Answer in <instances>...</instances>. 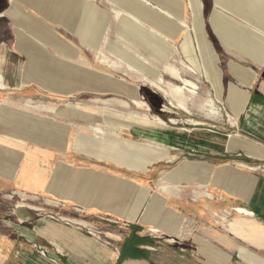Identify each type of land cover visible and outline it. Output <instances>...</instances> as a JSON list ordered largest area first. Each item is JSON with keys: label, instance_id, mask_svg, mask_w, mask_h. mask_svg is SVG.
Listing matches in <instances>:
<instances>
[{"label": "crops", "instance_id": "obj_1", "mask_svg": "<svg viewBox=\"0 0 264 264\" xmlns=\"http://www.w3.org/2000/svg\"><path fill=\"white\" fill-rule=\"evenodd\" d=\"M10 1L11 9L1 13L0 18L8 17L19 29L15 32L17 53L0 46V70L6 84L0 89V264H264V177L243 176L231 165H203L197 174L201 182L193 183L198 190L200 185L202 189L211 186L215 196L180 202L167 195H150L144 186L114 177L111 168L84 166L91 159L70 149L72 129L61 119L34 113V105L38 104L31 103L29 87L36 82L27 81L34 74L41 77L40 69L49 67L51 61L78 63L81 49ZM28 4L59 24L74 21L75 6L80 11L84 8L82 0H28ZM33 37L64 58L67 53H62L59 44L66 45L73 50V57L60 59ZM233 68L235 71L237 66ZM47 71L50 75L51 70ZM255 77L254 73L250 80L242 75L239 78L243 85H250ZM231 89L247 134L264 142L263 95L237 91L234 85ZM196 134L186 135V145L175 138L180 143L176 145L208 152L200 150L198 146L204 140H200L201 133ZM140 190L144 196L137 198ZM36 198L46 200L47 206L50 201L56 202L54 206H59L57 211L61 213L66 207H80L84 212L100 210L126 222L128 225L123 226L127 229L101 223L106 238L116 244L99 242L87 221L60 215L57 219L40 218L35 211L43 210L30 204ZM227 207H233V211L243 208L252 215L237 217L227 231L218 229L211 234V215ZM218 218L224 220L225 216ZM187 221L192 228L186 225L182 231ZM151 228L159 232L153 233Z\"/></svg>", "mask_w": 264, "mask_h": 264}, {"label": "rangeland", "instance_id": "obj_2", "mask_svg": "<svg viewBox=\"0 0 264 264\" xmlns=\"http://www.w3.org/2000/svg\"><path fill=\"white\" fill-rule=\"evenodd\" d=\"M13 1L41 24L81 49V57L86 59L82 63L51 61L52 65L48 63L49 67L44 66L40 69L41 77L35 80L49 85L50 92L43 90H48L47 88L41 89L38 83H33L29 87V90L32 91L30 95L31 103L38 104L34 105L35 110L33 109V111L35 114L48 119H61L72 129L73 142L70 148L72 151L73 148L75 149L74 146L78 136L95 140L93 147H86L85 150L78 151L82 157L91 159L90 162L83 163L84 166H92L96 169L111 168L114 177H122L130 183L144 186L150 195L156 197L157 194L162 197L166 196V193L156 189V183L159 179L183 167L186 163L187 165H195L189 172L194 176H199L197 174L203 165L204 167L231 165L236 169V172L242 173L243 176L248 174L252 177H264V158L257 159L247 155L249 144L264 149V142L247 134L246 127L242 125L243 118H239V115H237L236 122L228 116L229 112L232 115L234 114L232 85L237 87V91L244 90L250 92L249 94L261 93L264 97L262 91L264 87V65H261L260 62L262 59L251 58L225 46L220 41L211 21L213 11L217 9L218 16L221 19L226 17L251 30L255 29L252 27L251 21L253 19L251 15L235 4V0H200L202 3L200 15L202 35L209 43L214 55L217 56V68L222 75L223 96L220 102L215 100V92L208 81L204 78L198 79L185 70V67L190 64L180 52L183 42V29L179 28L176 19H178V16L183 17L186 25L191 30L192 36L196 39V34H194L195 18L192 15L189 0H119L118 2L116 0H82L84 8H81L80 11L78 6H75L76 16L74 21H68L65 24L54 23L53 20L37 13L36 9H32L31 5L28 4V0ZM216 1H218V4H216ZM149 2L150 4H147ZM23 3L28 4L30 7ZM246 3L248 4L245 0L242 5L246 6ZM128 4H130V7L127 6ZM12 5L10 0H0V14L11 9ZM131 5L136 7L134 10L139 9L140 12L138 11V13L151 14V18L154 16L156 19L159 18V21L162 20L167 23L166 28L156 25V22L149 18H147L149 23L145 22L148 27L167 37L170 44L177 49L171 50L160 44L163 56L159 57L147 45H139L140 42L136 40L137 33L135 29L129 30L124 21L116 15L117 12L122 10L128 11L129 9V11H133ZM246 7L248 8L250 5ZM158 8L170 12L172 18L163 15ZM17 25L8 17L0 18V46L2 45L12 52H16L17 48L15 45L17 39L15 32L19 29ZM74 30L79 35L77 33L76 35L73 34ZM93 33H98V35L94 36ZM121 38H126L129 43L128 47L120 44L119 40ZM134 38L136 41L133 42ZM88 45L91 47H88ZM26 49L25 51L28 53L30 48L27 47ZM117 49L123 52L124 58H121L122 55L117 52ZM138 51L141 54H138ZM24 64L28 67L29 62L26 61ZM233 65L237 66L235 71ZM132 67L142 68L144 74L132 70ZM47 69L51 70L50 75L52 76L47 75ZM172 71H178L183 79L194 82L198 87V90H193L196 94L191 93L192 89L189 88L183 89L180 93L176 92L177 87L184 88V84L173 75ZM254 73L256 77L253 84H250L251 88L249 89L250 85L246 82H243V85L239 77L242 75L250 80V76H253ZM146 78L153 81L162 79L164 81L162 85L169 92V96L165 97L152 88ZM136 101L148 104L150 109H139L135 103ZM178 103H182L190 114L180 109L177 106ZM30 106L32 107V105ZM144 115L147 116V119H143ZM78 117L81 119L74 120ZM154 117L162 119L166 125L158 124L154 121ZM176 133L179 134L176 135ZM188 133H197L196 135L201 133L200 140L207 143L215 142L225 146L226 142L227 148L225 150L227 149V151L220 154L224 152L222 150L217 154L206 150L204 144L201 143L198 146L201 148L200 150L208 152H200L197 149H188L176 145L178 141L186 145L187 140L185 139ZM175 138L179 140L177 141ZM112 146L118 147L134 159L138 158L140 160L145 157L146 160H154L156 155L144 154L149 149H154L164 156L176 157V161L171 163L166 159L159 158L148 167L133 169L128 167L133 163L129 159L119 160L120 158L116 157L115 159L120 162L112 159L114 155ZM87 152H91L94 156L92 158L86 156L89 155ZM241 165H247L257 170L251 171L241 167ZM144 169L147 171L142 172ZM142 190H140V193L136 192L137 198L144 196L141 195ZM205 190H208V194L212 197L215 196L214 188L211 186L206 189L201 187L198 190L195 183H188L181 188L180 198L178 199L180 202L191 201L196 199L195 192H204ZM170 197L176 198L175 196ZM45 203L48 204L42 198H36L30 203L33 207L43 210L35 211V214L40 215V218L52 217V219H57L60 215V217L65 216L66 218L87 221L92 226L91 230L96 232L95 235L98 236L99 242L116 244L115 241L106 238L105 227L101 223H108V225L110 224L117 229L119 227L127 229L123 226L127 224L126 222L119 220L117 217L102 214L100 210L84 212V209L80 207H66L65 212L61 213L57 211L59 206H54L57 204L56 202L50 201L49 206ZM60 209L63 208L60 207ZM219 216H225L224 220L219 219ZM211 217L213 219L211 225L214 227V229L210 228L212 234L214 230L218 229L227 231L235 218L243 216L233 211V207H227L219 212L216 211ZM185 223L181 227L182 231L185 230L186 225L189 229L192 228L191 223H188V221ZM195 224L194 222V228ZM149 230L153 233L159 232L152 228ZM166 239L173 240L169 237Z\"/></svg>", "mask_w": 264, "mask_h": 264}, {"label": "bare ground", "instance_id": "obj_3", "mask_svg": "<svg viewBox=\"0 0 264 264\" xmlns=\"http://www.w3.org/2000/svg\"><path fill=\"white\" fill-rule=\"evenodd\" d=\"M116 1L118 2L119 0H116ZM246 1L248 2V4L246 3V6L250 5V7H248V8L245 5H242L245 3V0H235L234 3L237 4L240 8H242L247 14L251 15V17L253 19V21H251L252 27H254L255 29L252 28L253 30H251L248 27H245L244 25L239 24L238 22H234L232 20L227 19L226 17L221 19L218 16L217 9H214V11H213V16L211 18L212 25H213L220 41L225 46H228V47L238 51L239 53L245 54L246 56H249L251 58L262 59L260 61L261 65H264V0H246ZM119 3H121V2H119ZM147 4H150V2ZM216 4H218V1H216ZM127 6L130 7V4H128ZM189 6H190V9L192 11V15L195 18L194 34H196V39H194V37L192 36L191 30L186 25L183 17L178 16L177 17L178 19H176V22L179 25V28L183 29V31H182L183 34L181 33L183 35V42H182V47H181L180 52L182 53V55L186 59V61L190 64L189 66L185 67V70L188 73L197 77L198 79L204 78L206 81H208L211 84V86L215 92V100L220 102L222 99V96H223L222 95L223 94V87L221 85L222 75H221V72L217 68V62H218L217 56L214 55V52L211 49L209 43L204 39V36L202 35V31L200 28V24H201L200 23V19H201L200 15H201L202 3L200 0H189ZM131 7H133L132 10L134 12L129 11V9H128L129 12L127 10H124V11L122 10V11L117 12L116 15L118 16L119 19H122V21H124V23L127 25V28L129 30L135 29V32L137 33L136 40H137V42H140V43H138L139 45L140 44L147 45L154 52V54H156L159 57L163 56L161 48L159 46L160 44L164 45L165 47H167L171 50L177 49L172 44H170L167 37L163 36L160 32H158L155 29H152L146 25V23H149V22H147L148 21L147 18H149L153 22H156L155 23L156 25H161L163 27H166L165 25H167V23H164V21H162L161 18H160L161 21H159L158 20L159 18L156 19L153 15H152L153 17L151 18V16H150L151 14L149 15L147 13H144V14L138 13V11H139L138 8H137V10H134V9H136V7H134L133 5H131ZM162 8H164V7H162ZM158 9L161 11V13L163 15H166L167 17L172 18V14L170 12H168L167 10L165 11L161 8H158ZM230 9H232V8H230ZM249 24H251V23H249ZM93 35L97 36L98 33H93ZM34 40L37 43L43 45V47L46 50H48L50 53H52L54 56H56L60 59L66 60L69 57H73V54H72L73 50L70 51L68 48H66L67 47L66 45L59 44L60 48L63 47V48H61L62 53H67V54H64L66 56L64 58L63 56L61 57L58 52H56L55 50H52L45 43H42L40 40L35 39V38H34ZM58 40L60 42L61 41L63 42L62 39L58 38ZM136 40L134 38L133 42ZM119 41H120V44L122 46H124V47L129 46V43L126 41V38H121ZM239 45H241V46H239ZM36 47H38V46L36 45ZM88 47H91V46L88 45ZM238 47L242 48V49H239ZM242 50H244V51H242ZM68 51L70 53H68ZM117 52L122 55L121 58H124L125 55L123 54V52L120 49H117ZM138 54H141V52L138 51ZM85 61H86V59L81 57V56L77 60V62H79V63L80 62L82 63ZM132 70L137 71L139 74H144V70L142 68L132 67ZM172 73L177 79H179L184 84V88L183 87H177L176 92L180 93V92H182L183 89L189 88L190 90L192 89L191 93L196 94V92L193 90H198V87L194 82L187 80V79L186 80L183 79L181 74L178 71H172ZM36 76L37 75H34L32 77H28L27 81L28 82L35 81L36 83L41 85L43 88H47L48 90H50L49 85H47L46 83H43L42 81L35 80L36 78H40V77H36ZM146 81L148 82V84L152 88H154L156 91L160 92L165 97L169 96V92L162 85L164 83V81L162 79H159L158 81H153V80H149L146 78ZM109 86H110V84H109ZM5 88H6L5 79H4V76L1 74V70H0V89H5ZM119 88H121V87H119ZM263 89H264V87H263ZM126 91H127V89H126ZM69 96L71 97V95H69ZM135 103L138 106V108L141 110L150 109L148 104H146L144 102L136 101ZM237 105H238V102H237ZM177 106L180 109H182L183 111H185L186 113L190 114L189 110L182 103H178ZM237 111H238L237 106L235 108L234 104H233V113L234 114L232 115V113H230V112L228 113L229 118L233 119L234 122H236V120L238 119ZM143 119H147V116L144 115ZM153 119H154V121H156L160 125H166V123L158 117H154ZM11 141H13V140H11ZM94 142H95V140H93L91 138H83L81 136H78L76 139L74 147L77 151L85 150L86 147H93ZM204 146H205V149L208 151H213V152H221L222 150L225 151V146L220 145V144L215 143V142H212V143L211 142H208V143L204 142ZM249 146L250 147L247 150V155L249 157L257 158V159H263L264 158V156H263L264 149L254 145V144H249ZM130 148H133V147H130ZM112 152L114 154L112 159L116 160L117 162H120V161H118V159H115L116 157L120 158L119 160H128V159L131 160L133 163H131L128 167L133 168V169H142V167H144V168L148 167L151 164H153L155 161H157L159 158L160 159H162V158L166 159L168 162H171V163L176 161V157L164 156L162 153H160L159 151H156L154 149H151V150L149 149V151L147 153H144L147 155H149V154L153 155V156L156 155V156H154L155 157L154 160H150V159L146 160L145 157H143V159L141 158L140 160L138 158L134 159L131 156H129L128 153L123 152L118 147H113V146H112ZM192 167H195V165H187V163H186V164H184L183 167H180V168L172 171L171 173L166 174V176L164 178L159 179V181L156 183V189L160 192L166 193L167 196H175L177 199L180 198L179 193L181 192V188L183 186H185L188 183L201 181V179H202V178L200 179L198 176H194V175H191L189 173ZM241 167L249 169L251 171L257 170L256 168H252V167H249L247 165H241ZM200 187H203V185H200ZM171 190H173V191H171ZM196 197L211 198L212 196L210 194H208V190H205L204 192H199ZM234 211L238 214L245 215V216H251L252 215L251 212H249L248 210L243 209V208H237Z\"/></svg>", "mask_w": 264, "mask_h": 264}, {"label": "built area", "instance_id": "obj_4", "mask_svg": "<svg viewBox=\"0 0 264 264\" xmlns=\"http://www.w3.org/2000/svg\"><path fill=\"white\" fill-rule=\"evenodd\" d=\"M39 250H40V252H41L42 254L45 253V250H44V249H42V248L40 249V248H39Z\"/></svg>", "mask_w": 264, "mask_h": 264}]
</instances>
